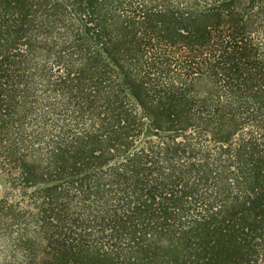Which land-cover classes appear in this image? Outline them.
<instances>
[{"label": "trees", "instance_id": "trees-1", "mask_svg": "<svg viewBox=\"0 0 264 264\" xmlns=\"http://www.w3.org/2000/svg\"><path fill=\"white\" fill-rule=\"evenodd\" d=\"M0 264H264V0H0Z\"/></svg>", "mask_w": 264, "mask_h": 264}]
</instances>
